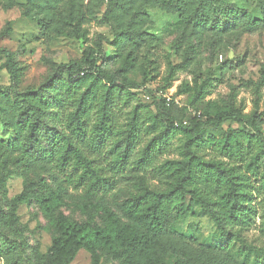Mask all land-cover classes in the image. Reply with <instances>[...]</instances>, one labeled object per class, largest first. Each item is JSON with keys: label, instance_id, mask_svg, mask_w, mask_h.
I'll return each instance as SVG.
<instances>
[{"label": "rangeland", "instance_id": "374dc122", "mask_svg": "<svg viewBox=\"0 0 264 264\" xmlns=\"http://www.w3.org/2000/svg\"><path fill=\"white\" fill-rule=\"evenodd\" d=\"M29 1L32 0H0V49L12 53L21 69L19 91L37 89L50 76L52 63L68 65L90 50L99 51V45L103 58L108 59L103 65L106 71L111 74L120 71L123 61L116 55L115 48L109 45L113 41L111 26L124 29L130 15L140 11L145 22L138 28L143 41L136 52L135 66L121 71L117 82L121 83L125 78L141 84L145 71L148 88L153 93L154 90L167 94L170 91L174 102L189 114L188 119L193 112L202 114L207 110L208 114H212L213 108L234 111L245 117L256 115L264 136V0H221L226 8L242 10L252 20L260 21V25L245 29L237 21L230 22L225 31L218 33L193 31L181 22L177 13L161 6L157 0H124V9L115 12L109 24L103 21L107 0H44V6L48 8L43 12L46 22L71 18L75 26L78 17L84 20L81 25L85 30L83 38L60 37L54 40L43 36L38 21L24 17L23 13L30 8ZM4 63V57L0 56V67ZM59 75L66 86L64 70ZM10 86L9 75L0 70V109L6 108L5 94L14 98ZM184 88H189L191 92L179 93ZM195 89H202L199 101H196ZM147 95L136 91H130L129 96L126 93L115 94L116 100H119L113 110L118 138L125 136L131 114L136 109L141 122L138 126L141 130L140 144L127 164L117 165L118 152H110L118 138L113 143L109 141L101 151L96 150L93 157L115 184L105 201L116 214H119L122 202L143 188L166 189L168 181L152 172L153 168L166 161L183 159L185 138L169 134L162 140V150L154 155L152 166H146L144 171L134 169L132 162L140 157L153 137H159L163 128L157 120L156 128L145 133L155 118V109ZM60 113L63 114L61 120L51 121L49 126L65 130L64 117L68 112ZM9 114L7 111L4 115L8 117ZM91 119L93 124L95 113ZM206 120L207 117H204L202 121ZM3 122L0 119V142L5 144L12 140L13 132ZM202 128L205 140H208L209 134L217 137L220 130L252 133L250 127L229 120L221 125V129L206 124ZM199 154L207 161L224 160L230 166H236V172L243 176L252 212L247 210L241 215V221L229 223L226 227L229 235L224 236L200 211L198 204L190 212H184L189 203L187 198L181 212L174 214L168 224V235L164 240L166 264H175L177 258L182 264H264V183L259 177L254 178L247 173L244 164L222 159L208 147ZM262 173L264 156L259 166V174ZM1 178L0 232L3 235H0V264H45L51 241L56 235L54 218L58 213L77 223L96 226L104 223L102 211L91 207V204L102 201H89L64 177H58L62 180L59 183L53 180L50 173L27 171L9 164L1 171ZM52 191L62 192L63 204L52 215L46 216L35 197ZM22 194H28L29 200L16 202ZM225 240H229L227 249L221 247ZM71 264H91L90 255L80 251ZM100 264H121V261L100 253Z\"/></svg>", "mask_w": 264, "mask_h": 264}, {"label": "trees", "instance_id": "16d2710c", "mask_svg": "<svg viewBox=\"0 0 264 264\" xmlns=\"http://www.w3.org/2000/svg\"><path fill=\"white\" fill-rule=\"evenodd\" d=\"M157 2L177 13L186 27L198 33L222 32L230 22L236 21L245 29L260 25V21L252 20L242 10L226 8L221 0ZM29 5L30 8L23 13L24 17L38 21L43 36L48 40L60 37L79 39L85 36V30L81 28L84 21L82 18L76 19L75 26L71 18L58 21L53 19L48 23L43 19V12L48 10L44 0H32ZM123 9L124 0H107L104 23L109 24L113 14ZM144 22L143 14L135 11L124 29L111 26L113 41L109 45L115 48L116 55L123 61L120 71L114 74L106 71L104 63L108 59L103 58V50L99 45V51L90 50L68 65L52 63L50 76L34 90L19 91L21 69L12 53L0 49V56L5 59L0 70H5L9 75L10 88L14 92L13 99L4 95L6 108L0 109V119L13 132L11 141L5 144L0 142V187L3 182L1 171L13 164L27 171L50 173L53 180L59 183L62 180L58 177H64L68 183L80 189L89 201H102L91 204L92 208L102 211V226L77 223L62 213L57 214L54 218L56 235L51 241L45 264H71L80 251L90 255L91 264H100V253L121 261V264H166L167 248L164 240L168 235V224L174 214L181 212L187 198L189 203L185 213L198 204L200 211L210 218L216 230L228 236V224L241 221V215L247 210L251 211L249 196L243 184V176L236 172V166H230L224 160H204L199 153L205 147L217 152L222 159L244 164L247 173L254 178L259 177L261 183H264V173L259 174L264 156V136L256 115L245 117L234 111L213 108L212 114L205 110L203 116L200 113V118L189 112L191 118L188 119L184 108H180L174 101L167 105L157 95L159 90H154L155 94L148 88L145 71L141 84L125 78L121 83L117 82L121 71L135 66L136 52L143 41L138 28ZM61 70L65 72L66 86L62 84L63 78L59 75ZM130 91L148 94L150 105L155 109V118L145 133L155 129L158 121L163 127L159 137H153L141 151L140 157L132 162L135 170L144 171L146 166H152L154 155L162 150V140L169 134L181 135L185 142L183 159L166 161L152 170L162 176L164 181H168L167 188H143L122 202L118 208L119 214H116L107 207L105 201L115 184L93 157L96 150L101 151L109 141L113 143L119 137L115 134L113 117V110L119 102L115 94L126 93L129 96ZM195 91L196 101H199L202 89ZM188 92H191L189 88L179 91ZM7 111L10 112L8 117L4 115ZM60 111L68 112L64 117L65 130L49 126V122L61 120L63 114ZM93 113L96 119L92 124ZM204 117L207 120L203 122ZM138 120L136 109L131 114L125 136L118 138L110 150L118 152L115 161L119 166L127 164L140 144L141 130L138 126L141 122ZM228 120L250 127L252 133L220 130L217 137L209 134L208 140L203 138L202 127L205 124L221 129V125ZM29 197L28 194H22L16 202H27ZM35 201L41 211L50 216L63 204L62 192L40 194L35 197ZM0 235H3L2 232ZM228 242H222L221 247L227 249ZM175 264H182L180 258H177Z\"/></svg>", "mask_w": 264, "mask_h": 264}, {"label": "built area", "instance_id": "2783aa9c", "mask_svg": "<svg viewBox=\"0 0 264 264\" xmlns=\"http://www.w3.org/2000/svg\"><path fill=\"white\" fill-rule=\"evenodd\" d=\"M160 98H162L163 100H165L166 104L168 105L169 103H171L172 101H174L172 99V93L169 91V93H163V92H159L157 94ZM147 99H149V97H147ZM177 104V102H175ZM193 116L200 118V113H193ZM185 124V123H184Z\"/></svg>", "mask_w": 264, "mask_h": 264}]
</instances>
